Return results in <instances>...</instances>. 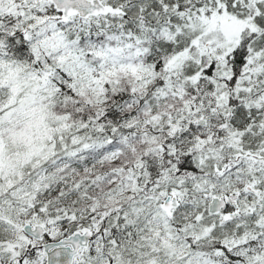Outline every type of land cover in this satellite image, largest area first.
<instances>
[{
  "label": "snow or ice",
  "instance_id": "snow-or-ice-1",
  "mask_svg": "<svg viewBox=\"0 0 264 264\" xmlns=\"http://www.w3.org/2000/svg\"><path fill=\"white\" fill-rule=\"evenodd\" d=\"M0 264H264V0H0Z\"/></svg>",
  "mask_w": 264,
  "mask_h": 264
}]
</instances>
